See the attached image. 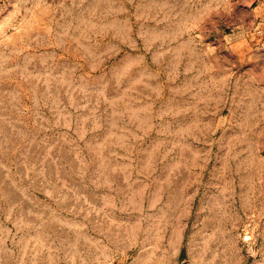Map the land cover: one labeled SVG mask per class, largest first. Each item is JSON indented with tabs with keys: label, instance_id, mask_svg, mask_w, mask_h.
<instances>
[{
	"label": "rangeland",
	"instance_id": "rangeland-1",
	"mask_svg": "<svg viewBox=\"0 0 264 264\" xmlns=\"http://www.w3.org/2000/svg\"><path fill=\"white\" fill-rule=\"evenodd\" d=\"M0 264H264V0H0Z\"/></svg>",
	"mask_w": 264,
	"mask_h": 264
}]
</instances>
